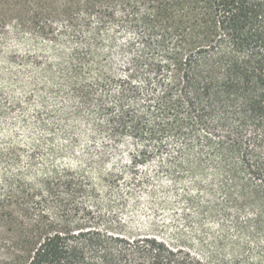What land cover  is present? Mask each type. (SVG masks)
I'll return each mask as SVG.
<instances>
[{
  "label": "trees",
  "instance_id": "trees-1",
  "mask_svg": "<svg viewBox=\"0 0 264 264\" xmlns=\"http://www.w3.org/2000/svg\"><path fill=\"white\" fill-rule=\"evenodd\" d=\"M117 31L134 35L120 46L121 76L103 49ZM63 38L75 42L64 73L77 114L93 107L96 131L134 141L135 168L167 149L187 159L175 168L212 165L226 175V196L257 205L262 226L264 0H0V63L28 60L10 41ZM86 196L92 187L69 168L38 183L0 177V264H209L162 237L119 230Z\"/></svg>",
  "mask_w": 264,
  "mask_h": 264
},
{
  "label": "rangeland",
  "instance_id": "rangeland-1",
  "mask_svg": "<svg viewBox=\"0 0 264 264\" xmlns=\"http://www.w3.org/2000/svg\"><path fill=\"white\" fill-rule=\"evenodd\" d=\"M132 36L117 31L114 45L107 40L103 45L105 64L116 76L127 66L120 46ZM74 46L69 38L9 42V52L29 57L12 65L0 63V152L14 153L10 163L0 160V177L22 173L25 181L38 183L69 168L92 187L93 197L83 200L98 206L96 216L125 233L162 237L209 264H264L258 207L237 205V196H226L225 174L210 164L198 171L175 168L172 163L187 159H177L172 149L147 156V163L135 168L125 163L137 149L134 141L96 131L91 123L101 118L93 107L75 112L80 102L64 73Z\"/></svg>",
  "mask_w": 264,
  "mask_h": 264
},
{
  "label": "snow or ice",
  "instance_id": "snow-or-ice-1",
  "mask_svg": "<svg viewBox=\"0 0 264 264\" xmlns=\"http://www.w3.org/2000/svg\"><path fill=\"white\" fill-rule=\"evenodd\" d=\"M132 83H136V80L134 79V80L132 81ZM117 91H118V90H117ZM34 107L39 108L40 105L35 104ZM113 115H117V112L114 111V112H113ZM125 142H126V143H130V141H128V140H126ZM0 147H3V145H0ZM121 147H123V145H121ZM129 151H134V150H133L131 147H129ZM125 156H127V153H125ZM117 159H119V157H117ZM125 163L131 165V164L133 163V161H132L131 159H126V160H125ZM109 167H111V166H109ZM106 174H107V173H106ZM124 179H125V180H128V181H131L132 177H128V176H126V177H124Z\"/></svg>",
  "mask_w": 264,
  "mask_h": 264
}]
</instances>
